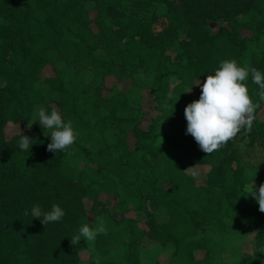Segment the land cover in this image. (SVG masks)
I'll use <instances>...</instances> for the list:
<instances>
[{
  "label": "trees",
  "instance_id": "trees-1",
  "mask_svg": "<svg viewBox=\"0 0 264 264\" xmlns=\"http://www.w3.org/2000/svg\"><path fill=\"white\" fill-rule=\"evenodd\" d=\"M156 1L167 7L161 28L153 30L151 26L158 15L150 1L129 0L131 32L125 33L127 27L113 23V28L107 26L98 35L87 29L88 19L78 0H0V264H139L137 246L143 236L172 247L167 264H212L218 260L219 250L215 244L206 245L197 232L237 233L232 232L239 230L231 220L235 216L255 230V259L242 251L241 258L216 264H264V213L245 187L253 179L264 183V150L253 174L239 165L233 141L207 156L194 138L185 134L184 109L199 99L201 89L192 100L184 97L182 90L194 78L204 82L207 75H214L223 60L234 59L240 66L248 39L241 37L238 29L264 34V0ZM105 10L111 17L123 15L113 5ZM143 13H149L148 18ZM217 18L225 19L229 28L219 27L210 33L206 20ZM64 32L76 40L60 39ZM123 38L122 47L107 50L109 43ZM94 41L108 58L92 55L87 65L89 82L79 80L85 69L74 64L76 55L71 52L64 57L65 67L45 79L47 90L33 85L47 63L61 58L58 52L78 48L77 52L88 57V42ZM166 49L169 53H164ZM143 59L159 62L152 86L145 91L156 104H164L160 115L145 128L139 125L143 108L127 106L119 96L104 98L101 83L109 74L130 76L129 70ZM248 66L264 71V47L251 53ZM172 78L179 82L169 90ZM251 82L249 76L250 97L264 105L259 100V86ZM44 91L49 97L45 102L48 112L53 107L60 109L64 121H72L74 131L86 135L114 131L119 139L110 145L113 149L103 146L93 152L76 141L67 152H49L51 137L44 135L47 129L41 128L38 119L31 129L21 132L33 140L28 151L19 149L20 133L5 139V124L27 122L32 106L44 103ZM160 123L163 127L157 129ZM127 130L133 131L138 153L125 143ZM257 136L264 138V121L256 118L252 131L242 130L240 137L253 141ZM158 139L164 146L156 143ZM78 150L88 156L87 167L77 169L66 162V156ZM194 164L208 168L202 186H195L184 171L185 166ZM111 176L125 186L122 200L135 203L147 217L145 229L138 226L137 219L114 217L105 209L99 193L114 192ZM83 198L90 201V211L104 214L107 228V235L95 239L94 253L86 263L79 262L77 256L83 239L77 245L70 243L87 223ZM54 204L65 211L60 222L45 226L31 216L33 206L50 211ZM158 206L166 211L165 222L155 220L153 211ZM136 209L131 210L136 213ZM116 242L123 246L121 257L104 262L101 257ZM199 249L203 256L196 259L193 252Z\"/></svg>",
  "mask_w": 264,
  "mask_h": 264
},
{
  "label": "rangeland",
  "instance_id": "rangeland-1",
  "mask_svg": "<svg viewBox=\"0 0 264 264\" xmlns=\"http://www.w3.org/2000/svg\"><path fill=\"white\" fill-rule=\"evenodd\" d=\"M81 4L85 16L88 19L87 29L90 30L93 34L98 33L101 35L103 31L106 30L107 26L111 28L113 23L119 25L120 27H127V29H123L125 33H130L133 27L132 22L129 20L130 11L132 8L130 7L129 0H78ZM146 1V0H145ZM151 2L152 9L154 8V12L158 15L157 20L152 23L153 30H157L161 28V24L163 21L162 17L164 16L167 7L163 4L158 3L156 0H148ZM113 5L115 9L123 12L121 16L111 17L110 14L105 10L106 6ZM138 11V9H136ZM143 15L148 18L149 13H143ZM121 23H120V22ZM206 23L208 25V31L210 33H214L218 30L219 27L229 28L227 21L222 18H217L215 20L207 19ZM264 31V28H263ZM238 33L241 37H245L248 39L246 42L245 49L241 58V67H246L250 62L251 53L256 51L258 48L264 47V34H257L253 32L250 28H239ZM178 36H182L181 33ZM62 40H76L75 36L70 34L69 32H64ZM98 40L97 38H93ZM125 38L122 40H114L113 44L109 43L107 46V50L112 47H122L125 43ZM95 43L99 42H88L90 48L86 49V52L89 54L88 57L84 56V52H77L78 48H74V50H67L64 52H58L57 55L61 56L59 59L53 60L51 63H47L40 72V77L33 83L36 87H41L44 90L48 89V84L45 82L47 77H54L56 72L55 69L65 67V63L63 62L64 57L67 58L71 55V52H74L76 55L74 59V64H78L79 66L84 67L85 72L82 74L80 72L79 80L82 82H89L90 72L87 67L89 59L94 56H104V58H108L105 54V50L103 47L96 45ZM164 53H169V50H165ZM67 56V57H66ZM159 62L150 61L143 59L139 65L135 68L129 70L130 76H123L121 78L116 77L115 75H106L102 80L103 89L102 95L103 97H114L119 96L127 106H141L144 110V116L141 119L139 125L140 127L145 128L151 119H154L160 115L161 108L163 107V103L156 104L151 95L148 94L145 89H148L152 86L154 78L157 73V65ZM75 67V66H74ZM264 73V71H261ZM197 80L201 83L203 81L201 79H192L191 84L183 85V95L186 98L194 99L197 95V92L201 89L199 86L194 85ZM179 82L178 79L172 78L168 82V89L170 90L175 83ZM79 86V82H77ZM254 85L253 82H251ZM192 88L191 92H187ZM44 103L34 104L30 111V116L27 122L25 123H6L3 128V134L5 139H10L12 135L19 134L23 132L28 127V124H32L36 119H38L36 113L40 107H46V103L49 100V97L43 94ZM60 114L62 111L58 110ZM100 113H106L105 110H100ZM257 120L258 122L264 121V105H261L259 109H257ZM163 127V124L160 123L157 125V129ZM187 127V123H186ZM50 131H44V135L50 137ZM112 130H104L99 134H85L84 132H79L77 142L90 149L91 151H96L99 148L105 149H113L110 145L112 143H116L119 139ZM187 136H190L187 135ZM125 143L126 145L132 149V151L138 153V150L133 146V131L127 130L125 133ZM158 145L164 146L162 140L158 139L156 141ZM235 157L239 162V165L242 166L243 170L248 174H253L252 168L257 165L263 158V150H264V138L256 137L253 141H249V138L240 137V133L233 140ZM87 157L84 152H80L79 150L75 155H67L66 162L71 166L77 169H81L87 167L88 164L86 162ZM93 165V163H91ZM194 171L199 173L198 176L193 177L191 171H185V173L189 176V178L193 181L195 186H202L205 184L206 180V172L207 166L194 164ZM193 166H185L184 170H187L189 167ZM111 178L115 181L114 192H100L99 199L104 202L105 209L111 216L114 217H132L137 219V224L142 229L146 228V220L147 217L144 213L137 210L135 207V203H128L122 200V196L124 194L125 186L117 179L115 176H111ZM254 183V188L256 189L259 186L258 180H251L246 184V188L252 190V185ZM167 186V184H165ZM82 206L84 212V218L86 222L89 224L90 228L95 229L100 221L102 220L104 226L106 225V219L104 218L103 213H95L90 211V201L86 198L82 199ZM132 208L136 209L137 212L131 210ZM155 220L158 223L165 222L167 218L166 211L163 207L158 206L154 211ZM235 227L239 230H234L232 232L237 233H218L214 231H206L199 230L197 232V236L201 237L205 240L206 245H216L218 248V260L221 261H233L242 257V253L246 252L251 255L252 261L255 259L256 251L255 248V230L250 227L246 222H244L239 217L235 216L231 219ZM83 239V238H82ZM84 245L78 249L77 256L78 260L81 263H86L92 258V254L95 250V240L86 242L83 240ZM138 249V260L139 264H167L172 259V247L170 245H160L158 242H155L151 238L147 236H143L140 239V242L137 246ZM123 250V246L121 243L116 242L110 245V251L105 253L101 259L104 262L116 261L121 257ZM243 251V252H242ZM193 255L196 259H200L203 256V250H195ZM98 259V256H97ZM218 260H212V264H216Z\"/></svg>",
  "mask_w": 264,
  "mask_h": 264
},
{
  "label": "clouds",
  "instance_id": "clouds-1",
  "mask_svg": "<svg viewBox=\"0 0 264 264\" xmlns=\"http://www.w3.org/2000/svg\"><path fill=\"white\" fill-rule=\"evenodd\" d=\"M249 76L252 82L259 86V100L264 101V73L255 67L238 66L234 59L221 61L214 75H207L203 83L197 80L194 84L201 88V94L198 100L192 101L184 109L187 121L185 134H190L207 156L225 147L242 130L245 133L252 131L260 104L254 103L249 95L246 85ZM191 90L192 88L187 92ZM36 115L41 128L51 130V142L47 145V151L67 152L72 148L79 133L74 131L71 120L65 122L54 107L50 113L46 108L40 107ZM32 124H28L29 129ZM20 137L19 149L28 151L33 140L21 135V132ZM194 167L184 171H191L192 176L196 177L199 173L193 170ZM248 196L256 200L259 211L264 213V183H261L258 189L254 188L253 183ZM25 215L28 213L25 212ZM31 216L47 226L51 222H60L65 216V211L58 204H54L50 211H44L39 205H35L31 209ZM99 234L107 235V228L102 220L95 229L85 223L79 228V234L70 239V243L77 245L82 238L86 242L94 241Z\"/></svg>",
  "mask_w": 264,
  "mask_h": 264
}]
</instances>
